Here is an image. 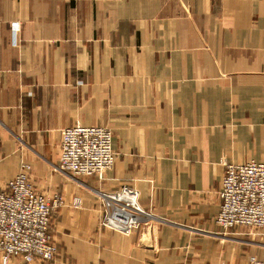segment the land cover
Segmentation results:
<instances>
[{
  "label": "crops",
  "instance_id": "1",
  "mask_svg": "<svg viewBox=\"0 0 264 264\" xmlns=\"http://www.w3.org/2000/svg\"><path fill=\"white\" fill-rule=\"evenodd\" d=\"M76 125L112 132L103 181L57 170ZM250 161L264 162V0H0V186L28 164L64 203L55 259L31 264H248L264 234L215 218L224 163ZM124 186L147 213L130 235L104 227L99 195Z\"/></svg>",
  "mask_w": 264,
  "mask_h": 264
},
{
  "label": "built area",
  "instance_id": "2",
  "mask_svg": "<svg viewBox=\"0 0 264 264\" xmlns=\"http://www.w3.org/2000/svg\"><path fill=\"white\" fill-rule=\"evenodd\" d=\"M14 26L13 39L17 40ZM112 132L102 126L76 125L63 129L59 140L57 170L78 178L103 181L114 166L116 153L112 148ZM32 167L22 164L11 181L0 186V261L10 264L13 258L25 263L52 262L57 246L49 233L54 209L64 203L61 197L39 194L30 179ZM220 211L215 223L228 232L248 229L264 234V162L224 163V177L219 194ZM104 205V227L130 235L147 216L139 203L136 189L124 186L117 191L101 193ZM78 207L80 200L73 199ZM248 264H264L260 257L251 256Z\"/></svg>",
  "mask_w": 264,
  "mask_h": 264
},
{
  "label": "rangeland",
  "instance_id": "3",
  "mask_svg": "<svg viewBox=\"0 0 264 264\" xmlns=\"http://www.w3.org/2000/svg\"><path fill=\"white\" fill-rule=\"evenodd\" d=\"M130 188H132V189H134L133 187H130ZM102 193H104L105 194V192H102ZM101 193H99V195H100Z\"/></svg>",
  "mask_w": 264,
  "mask_h": 264
}]
</instances>
